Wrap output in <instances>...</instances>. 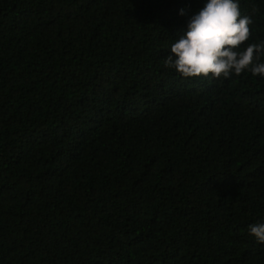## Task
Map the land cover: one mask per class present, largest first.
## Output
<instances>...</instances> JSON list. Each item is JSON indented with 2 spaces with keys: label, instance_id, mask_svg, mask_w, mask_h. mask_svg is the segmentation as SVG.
I'll return each instance as SVG.
<instances>
[{
  "label": "trees",
  "instance_id": "16d2710c",
  "mask_svg": "<svg viewBox=\"0 0 264 264\" xmlns=\"http://www.w3.org/2000/svg\"><path fill=\"white\" fill-rule=\"evenodd\" d=\"M206 3L0 0V264H264V77L164 64Z\"/></svg>",
  "mask_w": 264,
  "mask_h": 264
},
{
  "label": "clouds",
  "instance_id": "9594fccd",
  "mask_svg": "<svg viewBox=\"0 0 264 264\" xmlns=\"http://www.w3.org/2000/svg\"><path fill=\"white\" fill-rule=\"evenodd\" d=\"M257 11L253 8V15ZM253 23L251 15H242L238 0H207L189 17L186 33L172 43L164 64L184 79H228L244 72L264 77V40L242 48ZM248 231L264 244V223L250 224Z\"/></svg>",
  "mask_w": 264,
  "mask_h": 264
}]
</instances>
